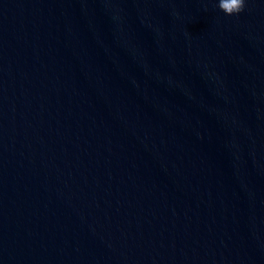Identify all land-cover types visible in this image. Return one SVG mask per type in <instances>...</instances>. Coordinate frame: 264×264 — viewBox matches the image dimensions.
Returning <instances> with one entry per match:
<instances>
[{
	"label": "water",
	"instance_id": "95a60500",
	"mask_svg": "<svg viewBox=\"0 0 264 264\" xmlns=\"http://www.w3.org/2000/svg\"><path fill=\"white\" fill-rule=\"evenodd\" d=\"M0 0V264H264V0Z\"/></svg>",
	"mask_w": 264,
	"mask_h": 264
},
{
	"label": "clouds",
	"instance_id": "9594fccd",
	"mask_svg": "<svg viewBox=\"0 0 264 264\" xmlns=\"http://www.w3.org/2000/svg\"><path fill=\"white\" fill-rule=\"evenodd\" d=\"M217 8L227 17H238L246 9V0H217Z\"/></svg>",
	"mask_w": 264,
	"mask_h": 264
}]
</instances>
